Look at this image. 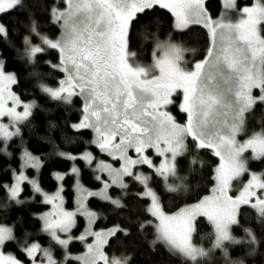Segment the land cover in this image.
<instances>
[{
  "label": "snow or ice",
  "instance_id": "6c2138e0",
  "mask_svg": "<svg viewBox=\"0 0 264 264\" xmlns=\"http://www.w3.org/2000/svg\"><path fill=\"white\" fill-rule=\"evenodd\" d=\"M60 3L62 7L53 0L49 8L59 35L55 39L43 35L31 22L30 32L40 43L25 37V55L35 63L49 50L57 52L58 62L51 67L62 73V78L56 87L41 84L40 90L65 104L79 98L81 116L72 128L91 130V143L119 162V167L87 151L79 156L57 153L67 160H83L102 185L99 191H91L78 184L77 206L68 210L64 207L63 184L59 182L65 175L79 180L80 169L73 163L69 173H53L57 190L45 192L38 179L26 174L29 168L40 170V157L24 149L19 171L13 169L12 182L0 188L7 192L9 200L22 204V185L28 184L34 196L39 195L41 203L50 206L38 219L41 231L63 250V259L57 260L51 247H42L38 242L25 241L21 246L26 261L6 253V245L17 237L12 227L0 223V264H129L130 257L105 251L111 237L117 232L128 235V231L119 225L94 230L99 217L87 207L89 197H99L115 208L125 207L122 198H113L108 190L115 187L126 194V178L142 186L136 195L146 201L144 212L150 218L142 221L139 229H153V246H163L170 255L182 258L184 264H202L215 250L222 253L225 264H244L243 260L229 258V247L253 246L259 241L250 227L243 228V238L233 234L235 227H241L242 208L254 211L256 220L264 225V172H253L248 167L249 159L264 161V127L251 134H247L246 127L247 115L257 105H264V0H253L243 7L237 0H220L221 11L215 18L206 8V0ZM26 7V0H0V16ZM156 9L170 14L175 32H185L192 26L206 30L207 46L202 59L190 62L187 54H194L195 49L175 42L169 35L165 40L155 39L150 63L139 61L137 51L131 47L130 33L139 16ZM8 34V27L0 22V38ZM17 83L15 73L6 72L0 61V153L9 156V142L21 135V126L37 106L35 101H24L13 91ZM254 90L259 94L254 95ZM170 106L185 115L183 123L176 120ZM243 135L247 138L239 139ZM202 150L218 160L211 168L209 194L174 212L166 211L151 186L153 175L163 180L169 192L185 189L186 177L180 175L179 161L187 158L190 172L203 169L206 162L200 158ZM154 157L159 158V163L154 162ZM144 166L151 174L137 170ZM234 182H239L240 187L232 195ZM78 216L85 217L87 225L79 235H73ZM199 218L211 226L210 248L194 241ZM74 241L84 245L79 255L70 251Z\"/></svg>",
  "mask_w": 264,
  "mask_h": 264
},
{
  "label": "trees",
  "instance_id": "16d2710c",
  "mask_svg": "<svg viewBox=\"0 0 264 264\" xmlns=\"http://www.w3.org/2000/svg\"><path fill=\"white\" fill-rule=\"evenodd\" d=\"M52 3L53 0H26V9L0 16V22L9 29L8 37L0 38V59L4 62V69L15 73L18 83L13 86V90L21 96V99L35 101L37 105L29 121L21 126V135L9 142L8 152L11 155L0 153V185L12 182V170L19 171L21 154L24 149H27L40 157L42 167L38 173V181L45 191H55L58 181L53 173H69L73 163L80 169V184L88 188H98L101 183L94 179L92 168L83 160L72 161L57 155L59 152H64L79 156L87 151L96 158L105 157L91 143L94 138L91 130L76 131L72 128L81 116V100L73 98L71 104H65L50 99L40 90L41 84L56 87L59 79L62 78V73L51 67V64L58 62L57 52L49 50L40 55L35 63L29 62L25 55V37H29L32 43H40L39 38L30 32L31 22L34 21L38 25L43 35L53 39L59 35V26L52 23L49 17V8ZM56 3L58 6H63L60 0H56ZM237 3L243 7L251 5L253 0H237ZM205 6L214 18L221 11L220 0H206ZM130 35L132 50L137 51L139 61L145 64L151 62L150 52L157 38L165 40L171 35L175 42L195 49L194 54H187L186 58L190 62L202 59L207 46L206 30L200 26H192L185 32H175L171 28L170 14L161 9H156L146 16H139L134 21ZM169 110L178 122H184L186 117L178 111L177 107L170 106ZM262 127H264V105H257L247 115V131L251 134L253 131H260ZM199 155L206 162L205 167L197 168L194 172L188 171L187 158L179 161L180 175L186 177L185 189L169 192L161 178L153 176L152 186L160 196L166 211L174 212L179 207L194 203L209 193L212 187L211 168L218 160L207 150H202ZM248 167L253 172H264V161L250 160ZM76 182L77 179L73 175H65L64 180L59 182L63 184V195L68 208L75 206ZM135 185V189L141 188V185ZM19 198L24 203L16 204L9 200L7 192L0 188V223L12 227L17 237L15 241L6 245L5 252L26 261V257L20 251L25 241L28 243L37 241L42 246L61 251L62 249L41 231L42 222L38 217L48 209L49 205L41 203V197L34 196L28 184L23 185V192ZM122 202L125 207L115 208L102 199L90 197L88 200L89 207L99 217L95 224L96 229H107L119 225L128 231V235L117 232L114 237H111L105 251L109 255L129 256L131 258L129 264H184L182 258L170 255L163 246L152 245L154 234L151 227L139 229V224L150 218L144 212L146 201L138 198L136 193L129 192L123 195ZM240 225L241 227L233 229L236 237L243 238L245 236L243 228L250 227L255 232L259 243L253 246L248 244L230 246L229 258L243 260L245 264H264V225L256 220L254 211L247 206L242 208ZM84 226L85 218L79 216L73 233L77 234L83 230ZM210 233L211 226L204 218H199L194 241L209 247L211 246ZM69 247L72 252H81L84 249L79 241H74ZM223 262L224 260H218L216 264Z\"/></svg>",
  "mask_w": 264,
  "mask_h": 264
},
{
  "label": "rangeland",
  "instance_id": "374dc122",
  "mask_svg": "<svg viewBox=\"0 0 264 264\" xmlns=\"http://www.w3.org/2000/svg\"><path fill=\"white\" fill-rule=\"evenodd\" d=\"M233 18H235V17H233ZM0 61H1V59H0ZM6 71V70H5ZM7 72V71H6ZM9 73H11V72H9ZM14 91V90H13ZM259 94V92H258V90H254V95H258ZM173 114V113H172ZM174 115V114H173ZM175 116V115H174ZM176 118V117H175ZM181 123V122H180ZM246 127H247V125H246ZM248 129V128H247ZM247 134H249L248 133V131H247ZM247 138V135H243V136H241V137H239V139H246ZM30 152V151H29ZM31 153V152H30ZM32 155H34L33 153H31ZM130 154H132V155H134L133 153H130ZM72 155H74V154H72ZM93 155V154H92ZM149 155H152V153L151 152H149ZM250 153H247L246 154V156H249L250 157ZM34 156H36V155H34ZM75 156H77V155H75ZM97 159H102V160H105L106 162H108V163H112L113 164V166L114 167H119V162H116V161H112L111 160V158L110 157H108V156H106L105 155V157L104 158H97ZM251 159H249V161H250ZM248 161V162H249ZM154 162H156V163H159V158H155L154 157ZM94 167H95V162H94ZM41 169V168H40ZM138 171H142V172H144L145 174H151V170H149L146 166H144V167H142V168H139V169H137ZM32 171H34V173H31ZM38 173H39V171L37 172V170L36 169H31V168H29V169H26V174L30 177V178H36V179H38ZM61 174H64V173H61ZM154 176V175H153ZM104 179H107V176L106 175H104V177H103ZM77 179V178H76ZM153 180V179H152ZM162 180V179H161ZM243 180L244 181H246L247 180V176H245V177H243ZM163 181V180H162ZM126 182L129 184V188L127 189V193H129V192H134V193H138V192H140V191H142L143 189H142V186H141V188L140 189H135V187H136V185L135 184H138V183H136V182H134V181H132L130 178H126ZM78 184H80V181L79 180H77V182H76V184H75V191H76V189H77V185ZM140 185V184H139ZM151 186H152V181H151ZM22 187H23V185H22ZM101 187H102V185H100V187H98V188H88V187H86L87 189H89V190H91V191H99L100 189H101ZM240 187V183L239 182H234V184H233V190H232V192L230 193V194H232V195H235V194H237V190H238V188ZM152 188H153V186H152ZM154 189V188H153ZM44 190V189H43ZM57 190V189H56ZM55 190V191H56ZM155 190V189H154ZM45 191V190H44ZM55 191H53V192H55ZM156 191V190H155ZM45 192H48V191H45ZM53 192H48V193H53ZM116 193L118 194V195H116ZM108 194L109 195H111L113 198H116V197H123V195H125V194H122V192L119 190V189H117V188H115V187H113V188H111V189H109L108 190ZM209 194V193H208ZM207 194V195H208ZM62 195H63V193H62ZM63 197H64V195H63ZM90 198V197H89ZM89 198H88V200H89ZM92 198V197H91ZM95 198H98V199H101V198H99V197H95ZM76 200H77V191H76V198H75V206L73 207V208H68L67 206H66V204H65V198H64V207L66 208V209H68V210H74L75 208H76ZM197 202V201H196ZM195 203V202H194ZM190 204H193V203H190ZM186 205H189V204H186ZM185 206V205H184ZM87 207L90 209V210H92L90 207H89V204H88V201H87ZM183 207V206H182ZM49 208H50V206L48 207V209L46 210V211H48L49 210ZM45 211V212H46ZM93 211V210H92ZM94 212V211H93ZM44 213V212H43ZM42 214V213H41ZM79 217V216H78ZM78 217H77V219H78ZM85 218V217H84ZM96 224V223H95ZM95 224L93 225V228H94V230H101V229H104V228H100V229H96L95 228ZM86 225H87V221H86V218H85V226H84V228H83V230H81L80 232H78L77 234H74V233H72L73 235H79L81 232H83L84 230H85V227H86ZM112 228V227H111ZM107 229H109V228H107ZM234 234V233H233ZM235 235V234H234ZM237 238H239V237H237ZM35 242H37V241H35ZM89 242H91V240H89ZM39 243V242H38ZM42 246V245H41ZM82 246L84 247V245L82 244ZM201 246H203V245H201ZM42 247H45V248H48V247H46V246H42ZM203 247H205V246H203ZM211 246H209V247H205V248H210ZM53 250V254H54V256H55V258L57 259V260H62L63 259V250H61V251H59V250H55V249H52ZM83 251H84V249H83ZM83 251H81V252H72L74 255H79V254H81ZM7 253V252H6ZM113 255V254H112ZM129 257V256H128ZM218 260H224V257H223V255H222V253L219 251V250H215V251H213V252H211L210 253V255H209V257H207V258H204L203 259V261H202V264H216V262L218 261ZM222 264H225V262H223ZM245 264V263H244Z\"/></svg>",
  "mask_w": 264,
  "mask_h": 264
}]
</instances>
